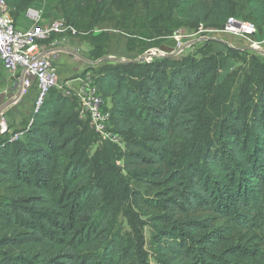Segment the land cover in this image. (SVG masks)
<instances>
[{
    "label": "trees",
    "instance_id": "1",
    "mask_svg": "<svg viewBox=\"0 0 264 264\" xmlns=\"http://www.w3.org/2000/svg\"><path fill=\"white\" fill-rule=\"evenodd\" d=\"M38 1L5 0L15 25ZM44 4L59 6L92 62L111 43L106 24L130 54L231 18L264 41V0ZM87 72L124 149L100 143L57 89L17 140L0 136V264H264V62L209 39L199 57L101 64L79 77Z\"/></svg>",
    "mask_w": 264,
    "mask_h": 264
},
{
    "label": "built area",
    "instance_id": "2",
    "mask_svg": "<svg viewBox=\"0 0 264 264\" xmlns=\"http://www.w3.org/2000/svg\"><path fill=\"white\" fill-rule=\"evenodd\" d=\"M26 17L32 25L26 29L16 27L7 3L0 0V60L4 69L13 77H23L25 89L35 84L38 92L36 110L43 104L50 91L57 89L66 97L75 99L80 119L89 121L100 143L109 142L124 149L122 138L111 131L109 107L95 84L93 72H87L80 77L76 88L68 86V82H65V87L59 85L61 79L55 60L60 51L57 50L56 44L52 43L51 48L49 42L57 37L65 41L71 35L75 36L77 31L60 19L45 23L43 13L37 9H29ZM204 31L239 37L253 50L262 51L264 46V41L255 40L258 30L253 23L234 18L229 19L221 31H208L203 27L197 32L180 30L170 40H176L180 47L187 37L185 33L198 36ZM174 53L179 54L180 51ZM101 61L88 60L87 68L98 66ZM2 127L4 134L7 133L3 125ZM20 136L21 134L13 135L11 141Z\"/></svg>",
    "mask_w": 264,
    "mask_h": 264
},
{
    "label": "rangeland",
    "instance_id": "3",
    "mask_svg": "<svg viewBox=\"0 0 264 264\" xmlns=\"http://www.w3.org/2000/svg\"><path fill=\"white\" fill-rule=\"evenodd\" d=\"M42 1L45 2V0H42ZM44 2H40L39 4H42L44 6L45 5ZM53 10L55 12L54 11L52 12L53 13L52 19L57 20L61 15L59 6H56ZM26 22L29 24V26L32 25L27 19H25V16H23L18 20V23H16V26L19 28V26L21 27ZM102 29L105 32L112 35V40L108 48L105 50V57L100 62V65L96 66V68L101 66V64L102 65H106V64L116 65V64L122 63V61L138 62V60L143 55H146L149 53H157L155 52V50H152L144 54H138V53L130 54L126 50L125 37L117 33V31H114L112 25L106 24L102 27ZM185 35L187 37L183 40L182 45L175 50L176 52L180 51V53L176 54L173 58H182V57H188V56L199 57V51L201 47L204 45L205 41H207V39H216V40H221V41H227L230 47L233 46L237 50L247 51L252 55H256L264 62V54H262L264 53V46L261 48L262 51L253 50L250 48V46L244 39H241L239 37H235V36H231L227 34H218L214 32H206V31H204L202 34L198 36H191V34L189 33H185ZM87 47L88 46L80 50L79 55L81 57H84V58L89 57V54H87V51H86ZM182 49L184 50L182 51ZM157 56H159V53H157ZM157 56H153V58L149 59L148 62H151L156 58H160ZM240 67H244V64L238 61L236 64V68H240ZM87 69L88 68L83 67L81 69V74L83 73V71L85 72ZM93 72H95V69H93ZM9 76L11 75L9 74ZM65 82H67V80L61 79L59 81V85L64 86ZM16 95H17V91L14 90V91L8 92L3 97H0V108L4 106L5 104L14 100ZM37 99H38V92L35 88V84H33L30 90H28L27 92H24L22 98L19 100L20 102L18 101L19 103L16 102L15 104H13L12 106H10L4 111L3 115L1 116V124L4 126V130H6L7 132L9 131L10 134H14V135L16 133L21 134V131L25 130V128L31 121L32 114L36 111ZM141 218L145 219L144 217H141ZM122 223L124 225V229L129 232L130 227L127 225V221L125 219H122ZM145 235L148 239V236H149L148 228L145 229ZM149 264H157V263L155 262L153 258H151Z\"/></svg>",
    "mask_w": 264,
    "mask_h": 264
},
{
    "label": "crops",
    "instance_id": "4",
    "mask_svg": "<svg viewBox=\"0 0 264 264\" xmlns=\"http://www.w3.org/2000/svg\"><path fill=\"white\" fill-rule=\"evenodd\" d=\"M35 8L41 11L42 13L44 11L43 21L45 23L54 21L52 19L53 17L52 12L54 10L47 11L48 9L46 5L43 6L42 4L39 3L36 4ZM28 27L29 24L27 22L23 24L21 27L19 26L20 29H26ZM224 42L229 44L227 41ZM52 43L56 44L57 50L61 52L60 54H58L57 60H55V63L58 64V71L61 79L67 80V82L69 83L68 86L72 88H76L79 83L78 80L80 79L79 76L81 75V69L83 67L87 68V61H88L86 58L81 57L79 55V52L81 49L88 46L86 51L87 54H89L90 51L89 45L84 42L83 43L80 42L77 38L74 37H68L65 41H63L61 37H57L56 39L51 40V42H49L51 48L53 45ZM64 49L70 50L72 53H66ZM31 86L28 89H25L24 92L30 90ZM14 90H15V77L9 76V73L4 69L2 62L0 60V97H3L8 92Z\"/></svg>",
    "mask_w": 264,
    "mask_h": 264
},
{
    "label": "water",
    "instance_id": "5",
    "mask_svg": "<svg viewBox=\"0 0 264 264\" xmlns=\"http://www.w3.org/2000/svg\"><path fill=\"white\" fill-rule=\"evenodd\" d=\"M209 40V39H207ZM212 40H216V39H212ZM178 48V42L174 39L170 40L169 42H167L166 44H164L163 46H161L158 50L156 49L155 52L159 53V56H157V53H149L146 55H143L138 62L139 63H145L148 62L149 59H152L153 56H157V57H174L176 54L174 53L175 49ZM185 48V47H184ZM66 53H72L70 50H66L64 49ZM184 49H182L183 51ZM166 54V55H163ZM264 54V53H262ZM133 61H122V63H130ZM15 90L17 91V95L15 97L14 100H12L11 102L5 104L4 106H2L0 108V136H2L4 134L3 131V127L1 124V116L3 115L4 111L9 108L10 106H12L13 104H15L16 102H18L25 91V86H24V78H20L19 77H15Z\"/></svg>",
    "mask_w": 264,
    "mask_h": 264
}]
</instances>
